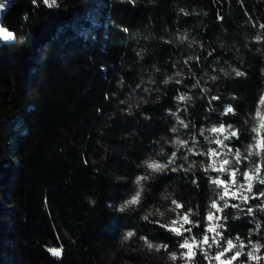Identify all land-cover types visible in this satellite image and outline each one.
Masks as SVG:
<instances>
[{"label":"trees","instance_id":"trees-1","mask_svg":"<svg viewBox=\"0 0 264 264\" xmlns=\"http://www.w3.org/2000/svg\"><path fill=\"white\" fill-rule=\"evenodd\" d=\"M58 4L13 0L2 16L15 39L0 44V264H187L183 237L161 225L176 218L175 200L200 222L185 235H203L221 191L210 182L216 173L204 171L209 157L195 154L219 147L209 129H239L228 141L241 153L239 169L260 164L264 177V152L244 158L254 127L264 138V0ZM228 105L235 114L222 115ZM173 152L168 169L146 168ZM141 175L150 178L140 204L120 211ZM262 189L257 183L253 192ZM247 195L218 213L227 216L218 230L236 244L239 236L243 253L264 246V197ZM128 231L135 235L124 240ZM142 237L167 248H149ZM61 244L62 257L50 255ZM195 251V264H207ZM241 262L257 264L245 255L231 264Z\"/></svg>","mask_w":264,"mask_h":264},{"label":"snow or ice","instance_id":"snow-or-ice-1","mask_svg":"<svg viewBox=\"0 0 264 264\" xmlns=\"http://www.w3.org/2000/svg\"><path fill=\"white\" fill-rule=\"evenodd\" d=\"M35 3L36 0H33ZM43 4L47 6L48 8H58V0H42ZM4 5L0 3V8H2ZM262 28H264V25H261ZM0 38H2L4 41H9L15 39L14 33L4 29L0 28ZM235 71L236 76H243L244 73L240 71ZM214 80L215 77H212ZM167 83V81H165ZM180 100H186L190 99V97L180 96ZM213 100H218L219 97H212ZM259 103L261 105H264V97H261ZM229 113L235 114V109L228 105L225 107L224 112L222 115H228ZM261 114L259 111H257L256 116L259 117ZM181 124H183V121H181ZM184 127H187L186 124L183 125ZM172 131H176V129H173ZM210 132L213 134H216L215 139H210L209 143H214L219 146V148L225 149L224 152L219 151V148L209 149L207 152H197L196 155H204L208 156L210 163L208 164V167L204 169L205 172L208 171H215L220 174L225 175L226 179H221L220 176H217L216 178H210V182L218 189H221L217 193V199H214L211 201L209 208L205 215V227H204V233L203 235L197 239L195 235L187 236L186 233H192L193 228H199L200 222L199 220H193L191 217L195 215L193 209L189 208L185 212H179L178 209H183L184 205L172 200L171 203L175 207L171 209L173 212L176 213V218L170 220L167 224L161 225V227L165 228L167 231L173 233L177 237H183L182 241L179 243V247L181 249H185L181 254V259H185L189 261V264H195V258H196V250H199L205 259H209L210 264L211 260H220L221 257H224L226 253L233 252L234 254L227 258L226 262H222V264H231L232 261L237 260L242 255H245L246 258L250 261H256L257 264H259V261L261 259H264V257L256 255L261 249V247H264L259 244H253L252 250L243 253L242 249L245 247L243 241H240L239 236L236 237V240L239 241L238 244L233 243V240L231 238H226L222 231H219L218 229H224L225 225L221 223L222 220H227V216L218 215V213H223L225 208L233 207L238 208V204H231L229 205V200H242L243 202L249 201L248 195H243V191H246L247 193L252 194V199H257L258 197H264V189L260 190L259 192H253V188L255 184L264 185V177L260 175L261 173V165L257 164L253 168H249L246 171H241L239 168L234 167V164L241 163V153L239 149H236L235 152L231 147L228 146V144H225L224 141H231L233 138L239 139L240 137V131L239 129H235L231 124H229L227 127L223 123H221L218 127H212L209 129ZM254 133L257 135L253 137L254 143L248 145V147L245 149L247 155L244 157L245 159L250 158L251 155L255 154L257 156H261V153L264 152V138H261L259 135V127H254L252 129ZM203 134V133H201ZM222 137V138H221ZM206 139H208L206 137ZM176 144H178L181 147H187V142L183 140H177ZM191 152L192 149H189ZM229 156H234L235 159L229 160ZM185 160H187V156L183 157ZM176 153L173 152L171 157L166 163H160L158 160L150 159L146 160L144 162L147 169H150L152 172H162L165 169H168L170 165L174 164L176 161ZM219 165V166H217ZM194 166V165H193ZM183 165H180L179 167H172L171 171L176 172L182 168ZM187 171V169L185 170ZM240 177L238 179L237 177ZM150 177L149 175H141L138 176L135 180V184L137 185L136 192L131 196L130 199L126 200L121 206L120 211H124L126 208L139 205L141 202V198L144 192V184L143 182L148 180ZM193 183H197L195 180ZM238 193H240L238 195ZM220 201H223V205H220ZM264 207V206H262ZM159 211V210H157ZM249 213L253 211L252 208L248 209ZM159 215L163 216L162 212H159ZM145 220L148 219L147 216L144 217ZM157 223H159L157 221ZM188 225L187 227H185ZM209 234H211V239ZM135 233L133 231H128L125 236L124 240L131 239ZM145 240V243L149 248L156 247L157 250L159 248H167V245H153L150 241L147 240V238H143ZM223 242V243H221ZM215 245L219 251L215 254V256L209 255V249H211ZM207 246V247H205ZM50 255L56 258H61L63 255V245L61 244L60 247H51L47 249ZM172 260H176L177 256L175 254H172L170 256ZM243 264V262H241Z\"/></svg>","mask_w":264,"mask_h":264},{"label":"rangeland","instance_id":"rangeland-1","mask_svg":"<svg viewBox=\"0 0 264 264\" xmlns=\"http://www.w3.org/2000/svg\"><path fill=\"white\" fill-rule=\"evenodd\" d=\"M0 3H2V4L4 5L2 8H0V28H4V29H6V28L2 25V16H3V12H4V10L6 9L7 5L9 4V2L4 1V2H0ZM6 30H8V29H6ZM8 31H10V30H8ZM10 32H12V31H10ZM12 33H13V32H12ZM9 41H10V40H9ZM1 42H7V41H4L2 38H0V44H1ZM225 127H227V126H225ZM221 138H222V137H221ZM224 143H225V144H228V146L231 147V146L229 145L228 141H224ZM218 148H219V147H218ZM231 148H232V147H231ZM219 151L224 152L225 149H223V148H219ZM233 151H234V150H233ZM234 152H235V151H234ZM228 159L234 161L235 157H234V156H229ZM240 159H241V157H240ZM240 164H241V163H239V164H234V167L239 168ZM217 166H219V165H217ZM214 173H216L217 176H220L221 179H226V178H227L225 175L220 174V173H218V172H215V171H214ZM237 178L240 179V178H239V175H238ZM242 192H243V195H247V194H248L246 191H243V190H242ZM239 194H240V193H238V195H239ZM194 250H195V249H194ZM186 261H187V260H186ZM226 261H227V260H223V258L221 257L220 260H211V264H222V262H226ZM187 264H189V261H187ZM207 264H210V261H209V260H208Z\"/></svg>","mask_w":264,"mask_h":264},{"label":"built area","instance_id":"built-area-1","mask_svg":"<svg viewBox=\"0 0 264 264\" xmlns=\"http://www.w3.org/2000/svg\"><path fill=\"white\" fill-rule=\"evenodd\" d=\"M4 1H6V2H11V1H13V0H0V2H4Z\"/></svg>","mask_w":264,"mask_h":264}]
</instances>
